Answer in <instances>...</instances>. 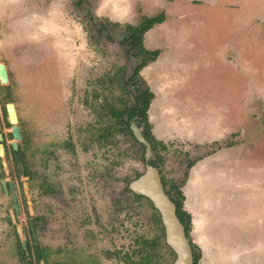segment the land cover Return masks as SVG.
Listing matches in <instances>:
<instances>
[{
  "label": "rangeland",
  "instance_id": "1",
  "mask_svg": "<svg viewBox=\"0 0 264 264\" xmlns=\"http://www.w3.org/2000/svg\"><path fill=\"white\" fill-rule=\"evenodd\" d=\"M236 1L0 0V63L9 73L8 84L0 85V110L7 102L15 105L17 144L30 176L17 179L10 130L3 127L0 173L4 168L6 181L15 184L21 216L13 221L0 186V264H25L17 240L30 241L28 217L38 220L44 252L36 264H129L139 259L142 239L159 235L148 202L128 189L143 172L144 150L119 124L134 103L122 85L135 53L125 43V25L158 13L169 21L160 31H170L179 46L161 44L157 59L128 87L149 99L140 113L149 127L141 129L162 143L152 159L160 161L168 191L187 174L184 201L185 194L192 200L191 187L202 175L193 166L207 169V194L221 206L214 208L216 222L229 226L224 240L236 246L257 241L249 234L264 226V0H243V13L233 7ZM241 15L249 22L242 24ZM150 39L143 46L154 51ZM0 120L5 122L1 113ZM191 161L196 164L188 168ZM191 236L203 264L205 250ZM148 247L152 264L172 263L161 240ZM220 247L228 246L221 241Z\"/></svg>",
  "mask_w": 264,
  "mask_h": 264
},
{
  "label": "crops",
  "instance_id": "2",
  "mask_svg": "<svg viewBox=\"0 0 264 264\" xmlns=\"http://www.w3.org/2000/svg\"><path fill=\"white\" fill-rule=\"evenodd\" d=\"M225 4L228 5L230 3H225ZM225 4H224V6H225ZM239 4L244 5V7L242 8L243 10L241 8H239ZM228 7L229 6H225L224 8L229 9ZM233 7L234 8L236 7L240 12L243 13V11L245 9H247L248 4H247V1L237 0L236 3L233 4ZM112 11H117V10L113 9ZM148 16H150V14ZM238 19L241 21L242 24L249 22V20H247L242 15ZM168 24H169V21L166 17L162 24L154 26L151 30H149L145 34L144 39L148 40V38H150V36H151V39L149 40L150 44H151L148 47L149 49L155 50L157 48L156 50H159V46L165 42H168L169 45L173 44L174 46H179L173 42L172 35H171L172 33L169 35L170 31H167V33L163 32V30L160 31L162 25H168ZM155 29L156 30L159 29V32L158 33L153 32V31H155ZM164 30H166V29H164ZM151 33H152V35H150ZM177 34L180 36H184L188 33H185V34L177 33ZM188 36H190V35H188ZM186 37L187 36H185V38ZM167 56L169 57L170 60L176 62L174 55H167ZM147 67H149V65ZM193 110H195V109H193ZM194 123H195V127L200 129V127H199L200 123H198V121H197V123L199 125L195 121H194ZM205 129H206V127L204 126V130ZM200 130L204 132V130H202V129H200ZM203 161L204 160H202L201 162H203ZM203 164H205V161L203 162ZM196 166L197 165H194L193 168L195 170L198 168V170L200 171V173H202V175L195 177L196 183L194 185H192V187H191L192 196L190 197V195H189V198L190 199L192 198V200H188L187 194H185L186 195L185 196L186 201H184V202L186 204V208H184V207L183 208L185 209L186 212L190 213L192 215V218H193L192 219L193 220V228L190 232V236H191V234L195 233L197 236L192 235L191 237H195V241H199L203 250H205V255L203 256L202 263L203 264H254V262H256V261L258 262V259H259V260H262V262L264 264V226L262 225L261 227L258 228V230L260 232L258 234L255 233V230H256L255 227L250 232L249 238L250 239L253 238V239L257 240V241H252V243H249V245H251V246H246L247 244L242 245L241 242H238L237 246H236V244L228 245V243L223 238L224 237L223 232H225V230L228 229L229 226L228 225H225V226L221 225L220 226L216 222V221H218L219 223H221L218 220L219 215H217L215 212L216 209L221 208V206L215 204L213 202L211 195L208 196V194H207L209 191V188H208L209 183L206 181L207 180V175H206L207 169L200 170L199 167H196ZM206 184H207V188H205V186H204ZM214 208H216V209L214 210ZM206 211H207V213H206ZM240 219L242 220L241 224L244 226L245 221L243 220V218L241 216H240ZM231 229H229V230L231 231ZM240 229L242 230L241 227H240ZM241 230H239V231H241ZM226 232L228 233L229 231L227 230ZM234 237L236 238V235ZM246 237H248V236L245 235L244 239H246ZM221 241L226 243L228 247H220ZM219 248H221V250H219ZM235 257H237V259L235 260V262H233ZM204 259H205V263H204Z\"/></svg>",
  "mask_w": 264,
  "mask_h": 264
},
{
  "label": "water",
  "instance_id": "3",
  "mask_svg": "<svg viewBox=\"0 0 264 264\" xmlns=\"http://www.w3.org/2000/svg\"><path fill=\"white\" fill-rule=\"evenodd\" d=\"M131 75V63L127 65L126 79ZM7 82V75L5 67L0 64V83L5 84ZM6 110L8 114V121L10 124V133L13 137L11 141V147L15 151L17 150V141L20 140V133L17 126V117L15 114L13 104H7ZM132 133L135 139L145 147V170L144 173L139 176L136 180L129 184L131 192L137 196H142L149 200L153 208L158 212L160 220L164 229V240L165 244L174 252L175 261L173 264H192V252L189 245V241L185 236L183 225L180 223L176 215L175 205L170 201L169 197L165 194L160 175L158 171L148 164L151 158L152 152L149 143L143 138L140 130L135 126L131 125ZM2 140L0 135V141ZM0 157H3V150L0 146ZM16 164L18 167V173L22 175V167L19 161V157L15 156ZM12 190V184L9 185ZM12 200L15 201L16 197L12 192ZM15 215L19 216V206L14 204ZM33 243L36 252H38V243L35 235V229L32 219L29 220ZM22 246L24 243L21 241ZM27 264H31L28 260Z\"/></svg>",
  "mask_w": 264,
  "mask_h": 264
},
{
  "label": "flooded vegetation",
  "instance_id": "4",
  "mask_svg": "<svg viewBox=\"0 0 264 264\" xmlns=\"http://www.w3.org/2000/svg\"><path fill=\"white\" fill-rule=\"evenodd\" d=\"M80 1V0H79ZM159 15H162V17H163V21L161 22V23H159V24H155V25H153L149 30H151L154 26H157V25H160V24H162L163 22H164V20H165V17H164V13H158V14H156V15H152V16H144V17H142V19L140 20V22L144 19V18H152V17H157V16H159ZM139 22V23H140ZM139 23H137V24H135V26H131L130 24H126L125 25V28L127 27V26H130V27H136V26H138L139 25ZM114 24H116V23H114ZM116 25H118V24H116ZM127 29V28H126ZM148 30V31H149ZM148 31H146L144 34H143V36H142V41H141V44H142V47L144 48V50L145 51H147V52H149V53H153V52H157V56L154 58V60H149V61H147V63L144 65V66H142L141 68H140V70L138 71V75L136 76V77H133V70H134V67H135V65H137V64H139L140 63V61H141V59H142V57L140 56V57H137V58H134L133 56H130L129 58H128V60H127V63H126V65H125V67H124V73H123V82H122V85H123V87H124V90L125 91H128L129 93H132V97H133V99H134V103L128 108V113H130L131 112V107L133 106V105H136L137 106V109L134 111V115H135V117H134V119L135 120H137V119H139V117H137L136 115L138 114V113H140L141 112V110H142V108H143V100H141V98L140 97H138L137 95H136V86L135 87H131L133 90H128V87H129V84L130 85H136L137 84V82H136V78H140V76H139V73H140V71L143 69V68H145L146 66H148L150 63H152V62H154L156 59H157V57L159 56V53H160V51L159 50H154V51H151V50H147L144 46H143V39H144V36H145V34L148 32ZM126 32H127V30H126ZM127 36H128V32H127ZM134 62H136V63H134ZM129 63H131V75L126 79V71H127V65L129 64ZM0 64H3V63H0ZM4 65V67H5V72H6V75H7V82L5 83L6 85L8 84V78H9V73H8V69H7V67L5 66V64H3ZM0 85H3V84H1L0 83ZM144 87H145V85H144ZM139 90V89H138ZM147 102L149 101V99L148 100H146ZM145 101V102H146ZM144 102V103H145ZM7 104H13L12 102H7V103H5L4 105H3V108H2V110H0V113H1V117H4L5 118V122H3V123H1V120H0V135H1V138H2V140L0 141V145L2 146L3 145V143H4V141H5V136H4V134L1 132V130H2V128L3 127H5L6 126V128H9V130H10V124H9V121H8V114H7V110H6V105ZM13 106H14V110H15V114H16V108H15V105L13 104ZM139 107H141V108H139ZM67 112H68V109H67ZM128 113H127V115H126V119H121V117H119V121H120V125H122L123 126V128L124 129H126V122L128 121L127 120V116H128ZM132 113V112H131ZM16 117H17V115H16ZM140 119H141V117H140ZM146 119V118H145ZM146 122L148 123V120H146ZM137 123V122H136ZM135 122H131V121H129L128 122V124H129V126H128V128H129V130H130V132H131V135L133 136V133H132V129H131V125L133 124V125H135L139 130H140V132H141V134H142V136H143V138L149 143V145H150V147H151V143L149 142V140H147L146 139V137L148 136L149 138H150V141H153V144L156 146V143L157 144H160V145H162V143H160V142H157L154 138H153V136L151 135V134H149V132L147 133V134H145L143 131H142V129L141 128H143V126H141V127H139L137 124H136ZM125 124V125H124ZM3 125V126H2ZM148 125V124H147ZM17 126H18V117H17ZM148 127H149V125H148ZM18 129H19V133H20V139H21V131H20V128L18 127ZM150 129V128H149ZM121 132H123V131H121ZM110 133H112V130H111V132ZM9 137L10 138H12V140H13V137H12V135H11V133H10V131H9ZM134 137V136H133ZM135 138V137H134ZM136 140V139H135ZM137 141V140H136ZM155 141V142H154ZM18 142V141H17ZM138 142V141H137ZM11 143V142H10ZM138 144H140V146L143 148V150H144V155H145V147L141 144V143H139L138 142ZM66 145V147H69V148H71V151H72V153L74 152V150H72V146L69 144L68 145V143L67 144H65ZM27 148V147H26ZM2 150H3V155L5 154V151L4 150H6L5 149V147H3L2 146ZM156 150H157V146H156V149L154 150V149H152V147H151V152H152V154H153V152H156ZM8 153H9V156H10V159H11V162H12V164H14L15 166H16V170H15V174H16V177H17V179H19L20 177H24V178H26L27 180H29L30 179V176H29V173H28V170H27V166H26V161H25V151L22 149V148H20V146H18V144H17V150H13L12 149V147H11V144H10V146L8 147ZM18 156L19 157V161H20V163H21V167H22V175H20L19 173H18V167H17V164H16V160H15V156ZM157 156H159L158 154H156ZM1 158V157H0ZM2 159V158H1ZM0 159V168H2V160ZM153 159H152V155H151V158H150V160L148 161V164L150 165V161H152ZM191 162H194V161H191ZM190 162V163H191ZM195 163V162H194ZM194 163H193V165H194ZM145 160H144V165H143V172H141L140 174H137L136 175V177L133 179V180H131L130 182H129V184L132 182V181H134V180H136L137 178H139V176H141L143 173H144V170H145ZM196 164V163H195ZM192 165V166H193ZM150 166H152V165H150ZM187 166H188V164H187ZM153 167V166H152ZM153 168H155V167H153ZM4 169V168H3ZM2 169V172L0 173V186H1V189H2V191H3V194L6 196V197H8L9 198V200H10V202H11V208H12V219H14L13 221H17L18 220V218L21 216V208H20V205H19V203H18V196H17V194H16V192L14 191V189H15V184H14V182L13 181H6V178L4 177L6 174V171H4ZM157 171H158V173H159V175H160V179H161V183H162V176H161V173H160V170H159V168H155ZM185 175H186V177H187V174L185 173ZM185 175L183 176V181L182 182H184V181H186V178H185ZM10 184H12V186H13V188H12V190H10ZM129 184H128V189H129ZM183 184V183H182ZM162 186H163V183H162ZM163 189H164V192H165V194L169 197V195L166 193V189L164 188V186H163ZM180 190H181V186H180ZM129 191H130V189H129ZM12 192L14 193V195H15V197H16V200L15 201H13L12 200ZM181 192H182V190H181ZM130 193L131 194H134L133 192H131L130 191ZM136 195V194H135ZM182 195H183V193H182ZM142 197V196H141ZM144 198V197H143ZM146 199V198H145ZM169 199H170V197H169ZM184 200H185V198H184ZM149 201V200H148ZM170 201H171V199H170ZM150 202V201H149ZM172 202V201H171ZM151 203V202H150ZM173 203V202H172ZM14 204H17L18 206H19V216L17 217L16 215H15V212H14ZM174 204V203H173ZM152 205V204H151ZM175 205V204H174ZM183 205H184V201H183ZM153 207V206H152ZM175 209H176V207H175ZM155 210V209H154ZM156 211V210H155ZM182 211H183V214H184V216L185 217H188L189 215H188V213L185 211V209L182 207ZM157 212V211H156ZM158 213V212H157ZM159 215V214H158ZM176 215H177V218L179 219V216H178V214H177V211H176ZM159 218H160V216H159ZM184 218V217H183ZM28 220H27V225H28V230H29V235H30V241H29V243H26V242H24V245L22 246V243H21V241H19V240H17L18 241V243H19V245H20V248H21V250L24 248L25 250H22L23 252H24V259L22 260V261H24V263L25 264H27V261L28 260H30L31 261V264H36V261H37V263H40L41 261H43V258H40V259H36V257H35V255H40V254H43L44 255V252H43V250L40 248V244H39V238H38V234H37V226H38V220H37V218H32V221H33V225H34V229H35V235H36V239H37V243H38V252H36V250H35V247H34V241H33V236H32V232H31V228H30V224H29V220L31 219V218H27ZM34 220H36V221H34ZM186 223H188L189 222V226H190V231H191V222H190V220H189V218H188V221H186L185 219H183ZM161 221V220H160ZM179 221H180V223H181V220L179 219ZM162 224V223H161ZM182 224V223H181ZM183 225V224H182ZM163 227V226H162ZM183 227H184V231H185V228H186V226H184L183 225ZM190 231H189V234H190ZM163 233H164V229H163ZM186 236V235H185ZM190 237V236H189ZM191 240V239H190ZM163 242H164V244H165V240L163 239ZM191 242H192V240H191ZM192 244H193V242H192ZM166 245V244H165ZM190 245V244H189ZM194 245V244H193ZM27 246H29L30 247V250H27ZM167 246V245H166ZM195 246V245H194ZM168 247V246H167ZM169 248V247H168ZM190 248H191V246H190ZM197 248V247H196ZM18 249V248H17ZM170 249V248H169ZM198 249V248H197ZM32 252V256H30L29 254H28V252ZM170 251L173 253V260H172V263L171 264H173L174 263V261H175V254H174V252L170 249ZM200 251V250H199ZM191 252H192V250H191ZM18 255V258H20V256H19V253L17 254ZM200 259H201V253H200ZM200 259L198 260V262H197V264H199V261H200ZM136 262V261H135ZM134 262V263H135ZM52 263H54V262H52ZM134 263H132V262H129V264H134ZM192 264H193V256H192Z\"/></svg>",
  "mask_w": 264,
  "mask_h": 264
},
{
  "label": "trees",
  "instance_id": "5",
  "mask_svg": "<svg viewBox=\"0 0 264 264\" xmlns=\"http://www.w3.org/2000/svg\"><path fill=\"white\" fill-rule=\"evenodd\" d=\"M162 21H163V17H162V15H159L157 17H152V18H144L139 23V25L136 27H130V26L126 27L127 28L126 30L128 32V36L125 39V43L127 42L128 43L127 45H129L131 48L135 49V53L133 54L134 58H137L140 56L142 57L140 63L135 65V67H134L133 77H136L138 75V71L140 70V68L142 66H144L147 63V61L154 60V58L157 56V52L149 53V52L145 51L144 48L142 47L141 41H142V36L146 31H148L153 25L159 24ZM130 109H131L132 113L131 112L128 113V116H127L128 121L126 122V129L129 131V134L131 135V132L128 128V126H129L128 122L129 121L135 122V123L137 122L136 124L139 127L145 126V128L148 129V125H147V122L145 120V117H141V115H140L141 112L139 113V117H141V119L140 118L137 120L134 119V117H135L134 111L137 109V106L133 105ZM146 139L149 140V142L151 143L152 149L155 150L156 146L153 144V141H150V138L148 136L146 137ZM158 162H160V161L159 160H152V161H150V165H152L155 168H159ZM193 163L194 162L188 163V168H190L193 165ZM185 178H186V175H185ZM162 183H163L164 188L166 189L167 185H166L163 178H162ZM182 183L183 182H181V184L179 186H177L175 184L171 185L169 187V191H168V189H166V193L169 195L171 201L175 204L176 211H177V214L179 216V219L181 220V223L184 226H186L185 235H186V238L188 239L189 244L191 246L192 256H193V264H197L198 260L200 259V251H199V249L196 248V246H194L192 244V242L190 240L189 222L186 223L183 220L184 214L182 211V207H183L184 196L182 195V192L180 190V186L182 185ZM172 193H173V195H172ZM132 195H133L134 199H136V200H144V201L148 202L150 209L154 212L155 224L159 229V235H157L154 239H152V240L142 239L141 240V242H140L141 243V250L136 253V256H139V259L135 263L134 262H132V263H134V264H152V262L154 260V254H153V251H151V249L148 246L157 247L158 241L160 242V240L162 241L163 245H165L163 242V239H164L163 227H162L159 215L154 210L151 203L147 199H145L141 196H137L135 194H132ZM34 221H36V220H34ZM17 248H18L19 256L23 260L24 259V252L21 250L18 241H17ZM166 248L170 251V249L167 246H166ZM27 250H30L29 246H27ZM170 254H172V256H173V253L171 251H170ZM35 257H36V259L44 258L43 254L35 255ZM46 264H70V263H67V262H54V263L46 262Z\"/></svg>",
  "mask_w": 264,
  "mask_h": 264
}]
</instances>
